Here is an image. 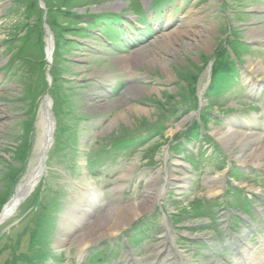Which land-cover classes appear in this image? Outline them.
Listing matches in <instances>:
<instances>
[{"label":"rangeland","instance_id":"rangeland-1","mask_svg":"<svg viewBox=\"0 0 264 264\" xmlns=\"http://www.w3.org/2000/svg\"><path fill=\"white\" fill-rule=\"evenodd\" d=\"M142 10L152 33L141 43H105L100 25L93 23L118 13L128 29H144L138 17ZM232 27L236 40L243 43L239 47L229 42L242 60L237 62L238 84L206 99L201 89L209 79L208 64ZM124 32L125 39L133 38ZM189 88L196 90V97L190 98ZM44 96L55 123L53 145L41 180L0 220V264H29L40 248L49 258H41L40 264H80L92 248L84 264L118 262L117 257L120 264H235V255L212 253L230 247L229 239L236 241L250 264H264V156H258L264 150V0H0V216L25 169L30 163L39 165ZM200 106L218 115L211 117L205 131ZM195 122L209 142L187 144L188 152L184 143L177 151L169 149L170 141ZM225 130H232L225 133L228 137L248 134L243 137L247 145L227 149L217 140ZM233 140L239 142L235 135ZM126 141L136 148L112 151ZM210 142L218 153L212 152ZM252 152L247 162L234 159ZM231 166L237 169L230 176ZM215 185L220 191L209 193ZM229 185L244 189L243 196L253 203L250 210L245 211L248 205H242L247 201L241 195L225 196ZM159 188L164 192L149 210ZM36 192L38 207L21 216ZM89 199L99 200L104 210L112 205L115 211L140 200L151 204L140 203L142 214L121 234L92 239L80 250L55 241L57 229L64 226L60 222H70L63 215L67 206L80 208ZM186 208L187 213L178 217ZM212 208L216 226L208 220ZM92 213L89 217L94 218L96 212ZM248 214L255 218L253 224ZM231 217L254 230L245 232L246 225L231 222ZM146 219L153 228L146 227L147 235L127 246L129 228ZM166 223L173 225L171 233ZM225 226L240 229L229 232ZM67 230L62 237L69 241L79 231ZM38 232L48 233L39 235L48 245L36 242L33 235ZM184 237L189 242L207 241L212 250L183 246L187 243L178 238ZM172 240L182 244L179 250ZM115 243L118 256L117 247L111 251L106 245Z\"/></svg>","mask_w":264,"mask_h":264},{"label":"bare ground","instance_id":"bare-ground-1","mask_svg":"<svg viewBox=\"0 0 264 264\" xmlns=\"http://www.w3.org/2000/svg\"><path fill=\"white\" fill-rule=\"evenodd\" d=\"M46 29H47V27H46ZM252 37H255V36H252ZM48 114H49L48 110H45L43 112V114L41 115V120L39 121V127L41 128V130H40L39 136L37 138V145L40 148L41 154L46 150L47 144L51 140H53V138L48 134L49 131L46 130V125L50 121ZM183 121L184 120H182L180 123H182ZM231 131L232 130H225L224 133L221 132L219 137H217V140L219 142H222L223 145H226L227 149L232 150V151L236 146L247 145V143H246L245 139H243V137H244V135L248 136V134H244V133H241L240 135L233 134V136L231 135L228 137L225 133L226 132L231 133ZM234 135H235V140H238L239 142H236L234 140L232 141ZM231 137H232V139H231ZM171 143H172V141H170V144ZM254 153L255 152H252L250 156L249 155L248 156L247 155H238V156L235 155L236 157H234V159L238 160V162H247V161H249L250 158H252L251 156ZM41 154H40V158H41ZM258 156L263 157L264 156V150H263V152H260L258 154ZM40 173H41V171L39 172L37 169H35L34 164L30 163V165L25 169V172L23 173V175L20 178L22 181L20 180L21 182L20 181L17 182V188L14 191V195L11 196L10 201L7 203L6 206H4L0 220H2L3 218L5 219V217H7L9 214H11L13 212L15 207L20 205V203L17 201V199L19 198V196L24 191V190H22V186H24V185L27 186V185H30L31 183L32 184L38 183L41 180V178H38V175ZM218 176L221 177V174ZM6 177H8V176H6ZM173 177L175 178L176 176L173 175ZM153 178L154 177L152 175V177H150L145 182V185L148 186L147 184H149ZM218 191H220L218 185L212 186L209 189V193L218 192ZM163 192H164L163 188H159V189L155 190L154 196L151 198L152 205H151V207H149V210L152 209L153 204L158 202L157 199H159V196H161L163 194ZM99 203H100L99 200L89 199L88 203H84V205L80 208L75 207L74 204L68 205L67 210H65L63 212V215L68 216L70 222H68V223L60 222V226H62V225H64V226L59 227L57 229V237L55 238V241L60 240V242H61L60 244L67 243L68 245L66 247L69 249L72 247V244H74L75 245L74 249L80 250V249L86 247V245L91 243L93 240L94 241L98 240L104 236H112V235L115 236L117 234H121L122 231L124 229H126L127 226L129 225V221H135L134 219L135 218L138 219V216H140V214H142V212L139 210L140 209L139 204L142 203V204H145L147 206H150V204H151L150 201H148V200H144L142 202L140 200V201H137L134 203H130L129 205L124 207V210L122 208L120 210L115 211L116 208L115 207L111 208L112 205H110L108 207V209L104 210L102 208L103 204H101L99 206L98 205ZM97 206H98V208L94 209ZM90 210H92L93 213ZM94 212H96L95 217L94 218L89 217V216H91V213L95 214ZM163 218L165 219V221H167L166 220L167 217H166V214L164 212H163ZM107 220H110V223H108V225H107ZM138 222L134 223L133 226L129 228L127 233L132 231ZM170 222H171V219H170ZM167 223L165 225L168 227H166L165 229L167 231H170V227H169V225H167ZM74 229H79V231L77 232V234H74L73 238L70 241L67 239V237L66 238L62 237L64 235L65 230H67L66 232L71 233ZM95 236H98V237L94 238ZM173 247H175V246H173ZM79 250H78V252H79ZM262 263L263 262L261 260H259L257 264H262ZM214 264H216V263L214 262ZM217 264H219V263H217Z\"/></svg>","mask_w":264,"mask_h":264},{"label":"trees","instance_id":"trees-1","mask_svg":"<svg viewBox=\"0 0 264 264\" xmlns=\"http://www.w3.org/2000/svg\"><path fill=\"white\" fill-rule=\"evenodd\" d=\"M105 19H108V20H105ZM118 21H119L118 17H116L115 15H109L107 18H102L101 20H98L96 18L93 23L95 26H98V27L100 25L98 31L103 38H107L110 41H114V40L119 39L120 37L119 34L122 33L123 31V28L121 26H118L115 24V23H118ZM107 32H109L111 35H107ZM88 33L89 32H87V34ZM90 37H95V36L92 35Z\"/></svg>","mask_w":264,"mask_h":264},{"label":"water","instance_id":"water-1","mask_svg":"<svg viewBox=\"0 0 264 264\" xmlns=\"http://www.w3.org/2000/svg\"><path fill=\"white\" fill-rule=\"evenodd\" d=\"M48 115H49V118H52L51 114H50V110L48 109Z\"/></svg>","mask_w":264,"mask_h":264}]
</instances>
